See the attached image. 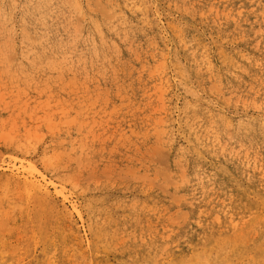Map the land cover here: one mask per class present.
<instances>
[{
	"label": "rangeland",
	"instance_id": "obj_1",
	"mask_svg": "<svg viewBox=\"0 0 264 264\" xmlns=\"http://www.w3.org/2000/svg\"><path fill=\"white\" fill-rule=\"evenodd\" d=\"M0 264H264V0H0Z\"/></svg>",
	"mask_w": 264,
	"mask_h": 264
},
{
	"label": "bare ground",
	"instance_id": "obj_2",
	"mask_svg": "<svg viewBox=\"0 0 264 264\" xmlns=\"http://www.w3.org/2000/svg\"><path fill=\"white\" fill-rule=\"evenodd\" d=\"M25 174H27V176L25 177V185L29 189L47 194V187L44 185V183H42V181H37L35 179V172L33 170L27 172L24 171V175Z\"/></svg>",
	"mask_w": 264,
	"mask_h": 264
}]
</instances>
